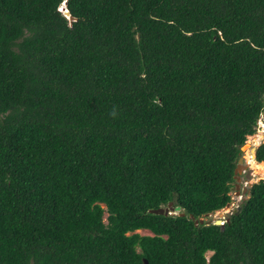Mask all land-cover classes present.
I'll return each mask as SVG.
<instances>
[{"label":"trees","instance_id":"trees-1","mask_svg":"<svg viewBox=\"0 0 264 264\" xmlns=\"http://www.w3.org/2000/svg\"><path fill=\"white\" fill-rule=\"evenodd\" d=\"M263 114L264 0H0V264H264Z\"/></svg>","mask_w":264,"mask_h":264},{"label":"rangeland","instance_id":"rangeland-1","mask_svg":"<svg viewBox=\"0 0 264 264\" xmlns=\"http://www.w3.org/2000/svg\"><path fill=\"white\" fill-rule=\"evenodd\" d=\"M259 135H264V116L261 118L260 122H259V128L258 131L255 135L251 136L248 138L246 144H248L249 146L247 148H245L246 152L242 151V155L240 158L244 159V164L248 165L247 170L244 171V173L241 176V187L243 188V186L247 187V189H250L251 186H253V184H256L260 181H264V174L260 175V173L257 172V170H254L252 165L248 162V161H252L251 163H253V165L255 166V168H258V166L255 164V161L249 160V157L247 154H249L251 147H254V149H256L259 145H261L264 142V139L260 140L259 143L255 142V138H257V136ZM251 165V166H250ZM264 171V170H263ZM236 185V181L234 183L235 187ZM231 197H232V202L230 203V205L214 214H212V216L210 215L209 217L206 218V221L211 220L213 222L215 221H223L225 222L226 218L230 217L232 213H234L238 206L240 205V203L242 201H244L245 199L249 198V195L247 194V196H243L241 197V195H239L237 188H232L231 190ZM107 217V216H106ZM139 233L141 235H152L150 231L147 230H142L139 231ZM212 253H208V256H211Z\"/></svg>","mask_w":264,"mask_h":264},{"label":"water","instance_id":"water-1","mask_svg":"<svg viewBox=\"0 0 264 264\" xmlns=\"http://www.w3.org/2000/svg\"><path fill=\"white\" fill-rule=\"evenodd\" d=\"M67 5V4H65ZM65 10V16L69 19V21L71 22V24L75 21H77L73 16H71L69 10H67L66 8L64 9ZM249 145L248 144H245L243 147H242V151L243 152H246L245 148H247ZM260 146V145H259ZM258 146V147H259ZM254 149V158H256V152H257V149ZM244 159L243 158H240L239 161H238V165H237V168L235 170V181H236V185L234 188H237L238 191L241 190V176L242 174L244 173V171L247 170V167L248 165H245L244 164ZM252 187V186H251ZM250 187V188H251ZM245 194H250V189H245ZM230 204H228L226 207H228ZM242 211V207H239L238 210H237V213L236 214H239L240 212ZM150 213L151 214H154V215H160V216H180V217H186L189 215V211L188 210H185L183 209L181 206H175L174 203H169L166 207H161L159 209H156V210H150ZM210 214L208 215H205L203 218H200V219H196L194 215H189V218L194 221V224L196 226H198L199 224L203 225V224H206L207 226L211 225V224H215V225H218V226H221L223 225L221 221H211V220H208L206 221V218L209 217ZM144 264H149L148 260H144Z\"/></svg>","mask_w":264,"mask_h":264},{"label":"bare ground","instance_id":"bare-ground-1","mask_svg":"<svg viewBox=\"0 0 264 264\" xmlns=\"http://www.w3.org/2000/svg\"><path fill=\"white\" fill-rule=\"evenodd\" d=\"M262 139H264V135H259V136H257V138L255 139V142L256 143H259L260 142V140H262ZM248 155V157H249V160H252V159H255L254 158V147H251V150H250V152H249V154H247ZM251 165H252V167H253V169L254 170H257V172L258 173H260V175H263L264 174V166H262V165H260V167L258 166V168H255V166L253 165V163H251L252 161H248ZM250 165V166H251ZM263 167V168H262Z\"/></svg>","mask_w":264,"mask_h":264},{"label":"flooded vegetation","instance_id":"flooded-vegetation-1","mask_svg":"<svg viewBox=\"0 0 264 264\" xmlns=\"http://www.w3.org/2000/svg\"><path fill=\"white\" fill-rule=\"evenodd\" d=\"M233 188H234V187H233ZM246 188H247L246 186H245V187L243 186V188H241V190L238 191V193H239V195H241V197H243V196H247V194H245V191H244ZM242 202H243V201H242ZM242 202H241V203H242ZM241 203H240V204H241ZM232 214H233V213H232ZM232 214H231V215H232ZM227 219H229V217H228Z\"/></svg>","mask_w":264,"mask_h":264},{"label":"clouds","instance_id":"clouds-1","mask_svg":"<svg viewBox=\"0 0 264 264\" xmlns=\"http://www.w3.org/2000/svg\"><path fill=\"white\" fill-rule=\"evenodd\" d=\"M65 4H66V3H65ZM65 4H64V5L61 7V9H60V10H61L62 12H64V13H65V10H64V9L66 8V5H65ZM66 9H67V8H66ZM261 118H262V117H261ZM260 120H261V119H260ZM259 122H260V121H259ZM258 128H259V125H258ZM257 131H258V129H257ZM263 143H264V142H263ZM240 205H241V204H240ZM240 205L238 206V208L241 207ZM225 208H226V207H225ZM238 208H237V210H238ZM215 213H216V212H215ZM213 214H214V213H213ZM210 215L212 216V214H210ZM227 220H228V219H227ZM221 226H223V225H221Z\"/></svg>","mask_w":264,"mask_h":264},{"label":"built area","instance_id":"built-area-1","mask_svg":"<svg viewBox=\"0 0 264 264\" xmlns=\"http://www.w3.org/2000/svg\"><path fill=\"white\" fill-rule=\"evenodd\" d=\"M264 116V114L262 115V117ZM227 221V218H226V220H225V222ZM222 222V224L224 225L225 224V222H223V221H221Z\"/></svg>","mask_w":264,"mask_h":264}]
</instances>
